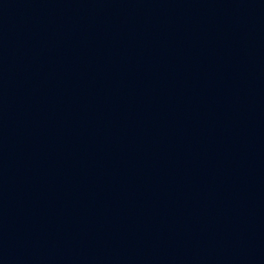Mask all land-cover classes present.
Returning <instances> with one entry per match:
<instances>
[{
	"label": "water",
	"instance_id": "1",
	"mask_svg": "<svg viewBox=\"0 0 264 264\" xmlns=\"http://www.w3.org/2000/svg\"><path fill=\"white\" fill-rule=\"evenodd\" d=\"M0 264H264V0H0Z\"/></svg>",
	"mask_w": 264,
	"mask_h": 264
}]
</instances>
